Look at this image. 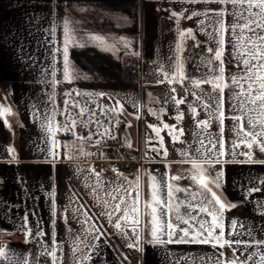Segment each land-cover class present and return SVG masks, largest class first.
Instances as JSON below:
<instances>
[{
	"label": "crops",
	"instance_id": "0c3cea01",
	"mask_svg": "<svg viewBox=\"0 0 264 264\" xmlns=\"http://www.w3.org/2000/svg\"><path fill=\"white\" fill-rule=\"evenodd\" d=\"M76 88L115 117L60 130L57 95ZM214 112L260 156L217 163L207 236L172 238L168 177L192 174L164 165L205 162L187 156ZM123 158L133 173L93 171ZM43 262L264 264V0H0V264Z\"/></svg>",
	"mask_w": 264,
	"mask_h": 264
},
{
	"label": "rangeland",
	"instance_id": "374dc122",
	"mask_svg": "<svg viewBox=\"0 0 264 264\" xmlns=\"http://www.w3.org/2000/svg\"><path fill=\"white\" fill-rule=\"evenodd\" d=\"M129 62V60H128ZM134 88L137 89V86ZM133 88V90H134ZM150 88L147 87L146 91ZM150 91V90H149ZM71 97H66L64 104L62 103V95L59 92L57 95V127L60 130L67 131V133L78 135L83 133V120L87 119L89 126H105L106 117L116 114L113 106L110 105L109 100L104 96L83 93L81 89L76 88L71 90ZM137 91L132 92V97L136 98ZM66 96V95H64ZM85 97L84 101H79L78 97ZM201 118H197L199 133L197 136L198 149L188 154L194 161L204 160L202 163H187V164H166L164 165L168 171V175H184L188 172L191 175L187 181L181 182L178 179L168 177L169 191L174 192L170 194V207L175 210L176 221H170L172 228L177 231L171 232V237L190 238L207 236V229L209 221V213L207 206L212 203L213 207H218V198L214 190L207 186L205 177L213 174L217 179L218 173L222 164H217L223 161H231L241 159L244 157H259L260 151L257 149L252 152L251 148L256 149V144L252 138L246 135L239 127L236 117H223L214 112L212 116L203 122ZM116 125V120H114ZM81 128L80 132L78 129ZM163 135L168 137L167 132ZM101 136V135H99ZM110 137H116L110 134ZM104 137H106L104 135ZM151 135L147 134V142L150 143ZM189 137L194 139L193 134ZM148 153V151H147ZM155 153V152H153ZM161 153V152H157ZM218 172V173H217ZM199 177L197 178L196 176ZM211 176V175H210ZM215 182V181H214ZM179 184V185H178ZM200 194L207 205H199L197 203V195ZM198 204V205H197ZM87 208L91 206L87 203ZM100 222V221H99ZM181 228V229H179ZM39 264H53V263H39ZM127 264V263H126Z\"/></svg>",
	"mask_w": 264,
	"mask_h": 264
},
{
	"label": "built area",
	"instance_id": "2783aa9c",
	"mask_svg": "<svg viewBox=\"0 0 264 264\" xmlns=\"http://www.w3.org/2000/svg\"><path fill=\"white\" fill-rule=\"evenodd\" d=\"M130 78L132 80L142 82L143 80V58L142 56L135 55L129 58ZM101 148H115L121 150L122 142L119 139L107 138L99 142ZM105 166H110L111 170L119 173H133V164L127 159H97L93 161L92 167L94 173H102L105 171ZM127 254L131 255V249H126Z\"/></svg>",
	"mask_w": 264,
	"mask_h": 264
}]
</instances>
